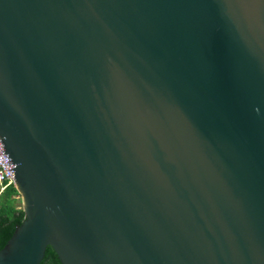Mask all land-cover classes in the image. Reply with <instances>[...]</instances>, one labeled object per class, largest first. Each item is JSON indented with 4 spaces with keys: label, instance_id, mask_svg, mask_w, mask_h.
<instances>
[{
    "label": "water",
    "instance_id": "1",
    "mask_svg": "<svg viewBox=\"0 0 264 264\" xmlns=\"http://www.w3.org/2000/svg\"><path fill=\"white\" fill-rule=\"evenodd\" d=\"M0 137V264H264V0H0Z\"/></svg>",
    "mask_w": 264,
    "mask_h": 264
},
{
    "label": "trees",
    "instance_id": "2",
    "mask_svg": "<svg viewBox=\"0 0 264 264\" xmlns=\"http://www.w3.org/2000/svg\"><path fill=\"white\" fill-rule=\"evenodd\" d=\"M24 218L25 212L17 188L13 185L7 187L0 193V250L7 244ZM40 264L62 263L53 247L49 245Z\"/></svg>",
    "mask_w": 264,
    "mask_h": 264
},
{
    "label": "built area",
    "instance_id": "3",
    "mask_svg": "<svg viewBox=\"0 0 264 264\" xmlns=\"http://www.w3.org/2000/svg\"><path fill=\"white\" fill-rule=\"evenodd\" d=\"M5 146L0 137V193L9 186H15V164L9 160V154L5 153Z\"/></svg>",
    "mask_w": 264,
    "mask_h": 264
},
{
    "label": "clouds",
    "instance_id": "4",
    "mask_svg": "<svg viewBox=\"0 0 264 264\" xmlns=\"http://www.w3.org/2000/svg\"><path fill=\"white\" fill-rule=\"evenodd\" d=\"M16 187V186H15Z\"/></svg>",
    "mask_w": 264,
    "mask_h": 264
}]
</instances>
